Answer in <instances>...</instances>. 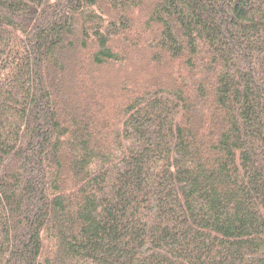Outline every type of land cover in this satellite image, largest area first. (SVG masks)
Here are the masks:
<instances>
[{"label": "trees", "instance_id": "16d2710c", "mask_svg": "<svg viewBox=\"0 0 264 264\" xmlns=\"http://www.w3.org/2000/svg\"><path fill=\"white\" fill-rule=\"evenodd\" d=\"M0 264H264V0H0Z\"/></svg>", "mask_w": 264, "mask_h": 264}]
</instances>
